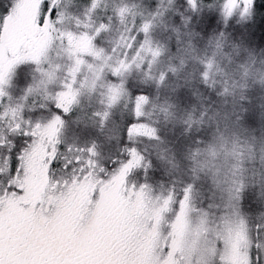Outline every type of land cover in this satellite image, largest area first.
<instances>
[{"label": "rangeland", "instance_id": "rangeland-1", "mask_svg": "<svg viewBox=\"0 0 264 264\" xmlns=\"http://www.w3.org/2000/svg\"><path fill=\"white\" fill-rule=\"evenodd\" d=\"M119 1L51 0V6L57 11L58 18L48 21L45 27L37 30L39 20L35 18H41L44 4L48 0H0V34L5 25H7L6 39L16 38L18 34H14L13 31L16 33L21 29L26 30L24 35L31 32L27 42L19 48L13 44L6 46L0 38V64L6 69L9 61H16L10 73L5 77L7 83L3 84V96L7 99V103L3 108L1 118L8 124L4 126L5 132L8 131L9 126L19 124L18 132L23 135L22 140L33 146L30 150L31 174L24 179V172H22L24 182L18 184V186H23L27 193L23 195L24 200L30 199L32 192H38L46 186L42 178L46 172L47 163L43 159L45 157L47 159L46 144H48L50 132H44L43 122L46 127L49 114H51V120L56 115L63 118V125L58 134L51 133V152L53 146L58 151L54 165L57 194L60 190L57 185L62 180L69 179V175L72 177L67 185H71L70 189H75L71 191L72 194L78 193L82 188H93L94 174L98 171L95 169L96 165L101 169L99 170L100 176L104 168L113 166V171H115L120 164L127 162L130 159L129 148H136L142 155L137 148L136 141L141 142L139 140L141 138L148 140L150 138L136 136L129 139L130 124H146L156 130L157 122L152 115L153 110H151L149 98L143 106L144 115L137 120L134 114L136 98L129 96L118 77L134 64L144 63L145 58L152 52L150 17L142 16L143 21L137 26L135 20L137 14L132 10L136 3ZM9 12L11 18L4 20L5 14ZM145 25L148 26L147 31H145ZM69 33L73 37L72 40L69 39ZM103 33L104 37H101ZM84 37L87 39H83ZM99 37L101 38L100 45L97 44ZM32 57H39V63ZM77 60L81 62L79 66H77ZM209 63L212 64L210 60L205 63V72L209 73L206 80H210L213 74L212 68L208 69ZM42 80L43 84H41ZM29 88L33 91L28 92ZM113 89H122L123 94L110 107L109 98ZM65 92H71L75 98L67 113L56 107L59 94ZM104 113L109 114L107 120L103 119ZM120 115L121 119L118 118ZM118 121H121L123 125L119 127ZM37 123L42 125L39 132L44 133L43 136L40 134L24 135L25 132H37L38 130L35 129ZM1 140L6 141L7 138L3 136ZM230 145L225 150L228 158L230 157L229 165L226 167L229 171L237 170L241 162V159H237L238 150L236 151V148ZM93 146L97 153L95 156L88 151ZM156 154L161 156V149L157 148ZM259 154L262 158L256 164L264 171V154L261 152ZM77 159L79 163L76 162ZM69 161L65 169L64 164ZM89 161H91V166ZM157 161L161 163L160 158ZM106 162L109 163L106 165ZM136 168L134 167V171ZM218 171L219 173L207 178V194L201 199L202 203L208 204L207 208L213 210L202 209L203 212L208 213L209 227L218 222L229 201L219 204L217 211L215 200L229 198V182L230 187L235 185L233 176H226V170L223 167L218 168ZM80 173L88 176L81 181L79 177L73 176V174ZM135 186L137 191L141 190V185L136 184V179ZM136 196L139 198L138 194ZM157 201L154 197L152 215L156 225L154 210L158 207ZM231 210L232 208L227 209L228 212ZM178 211L179 208L171 197V203L160 220V226L162 225L167 230V234L171 231L170 225L175 222ZM200 216L201 213L198 211L191 212L190 219L193 227H196ZM252 218L255 224H263L264 214L259 212ZM10 222L11 218L7 219L6 223ZM247 224L250 233L254 234L248 221ZM261 239L264 240V235Z\"/></svg>", "mask_w": 264, "mask_h": 264}, {"label": "trees", "instance_id": "trees-1", "mask_svg": "<svg viewBox=\"0 0 264 264\" xmlns=\"http://www.w3.org/2000/svg\"><path fill=\"white\" fill-rule=\"evenodd\" d=\"M126 1L136 3L132 10L137 14V26L142 16L150 17L152 24V52L144 63L134 64L118 76L129 96L149 98L157 122L158 139L136 141L145 158L143 166L134 171L136 184L148 185L156 192L153 197H161L162 192L175 202L184 185L192 182L196 186L192 209L202 214V209L213 211L201 202L207 194V178L223 167L235 183L230 187L229 182V189L243 185V200L231 212L241 213L255 232L257 224L252 217L264 214V171L256 164L264 148L252 137L264 133V89L244 90L240 85L243 66L254 53L264 55V0H256L252 15L241 17L235 13L227 21L221 15L222 0H211L212 7L208 6L209 0H197L195 11L186 0L119 2ZM221 32L223 37L219 36ZM100 41L99 37L98 45ZM157 51L158 56L154 55ZM208 60L213 64L210 80L203 76ZM122 125L118 121V126ZM225 127L238 133L239 139H218L217 129ZM229 145L238 150L237 159H241L237 170L226 168L230 157L225 150ZM157 148L161 156L156 154ZM228 200H215L217 211L219 204ZM143 224L137 219V233Z\"/></svg>", "mask_w": 264, "mask_h": 264}, {"label": "flooded vegetation", "instance_id": "flooded-vegetation-1", "mask_svg": "<svg viewBox=\"0 0 264 264\" xmlns=\"http://www.w3.org/2000/svg\"><path fill=\"white\" fill-rule=\"evenodd\" d=\"M6 27L7 25L0 34L1 42L6 46L13 44L19 48L31 35V32L24 35L26 30L21 29L16 33L13 31L14 34H18L16 38L6 39ZM6 103L7 99L0 96V144L5 145L0 148V158L6 156L11 149L12 159L15 161L21 150L29 149L32 145L22 140L23 135H20L16 125L9 126L5 132L4 126L8 124L1 118V113ZM50 120L51 114L48 116V123ZM43 125L45 127V122ZM3 136L7 138L6 141L1 140ZM46 145L47 159L46 157L43 159L45 163L51 158V132ZM95 169L98 171L94 174L93 188H82L78 193L72 194L71 191L75 189H70L71 185H67L72 177L69 175V179L66 178L57 185L60 188L57 194L53 167L50 172L46 168L42 178L46 186L38 192H32L30 199H23V195L27 194L24 192L19 199L6 200L3 209H0V228L5 238L8 233L14 236L15 243L23 252L21 258L37 261L38 264H147L151 244L153 240L159 239L157 235L159 229L152 215L154 209L152 194L156 192L147 188L144 197H140V191L132 187L135 185L133 168L126 178L127 198L123 192H117L101 213L97 203L100 199L97 186L101 169L97 165ZM105 169L113 170L114 167L109 166L103 171ZM4 173L3 179L7 180L6 165ZM73 176L79 177L81 181L88 175L80 173ZM136 194L139 198L135 197ZM161 194V197L155 198L162 202L166 196L162 192ZM0 200H4V197H0ZM20 201L28 207H22ZM9 218L11 222L7 224ZM137 219L144 223L138 233L135 227ZM159 234L163 236L161 244L168 240L167 230L162 225Z\"/></svg>", "mask_w": 264, "mask_h": 264}, {"label": "snow or ice", "instance_id": "snow-or-ice-1", "mask_svg": "<svg viewBox=\"0 0 264 264\" xmlns=\"http://www.w3.org/2000/svg\"><path fill=\"white\" fill-rule=\"evenodd\" d=\"M186 3L195 11L198 8L197 0H186ZM209 7H212V2L209 0ZM256 0H222L221 15L227 21L232 18L234 13H239L241 17L249 16L254 13L256 8ZM93 7L95 4L93 3ZM11 18V14L6 13L4 20ZM58 18V13L51 6V0H48L44 4V10L41 18L38 21V29L46 26L48 21H54ZM148 26L145 25V31ZM220 37L224 36V33H219ZM69 39L73 37L69 33ZM83 39H87L84 37ZM261 41L264 42V36L261 37ZM217 47H221L219 39L217 40ZM160 53L157 51L154 55L158 56ZM39 63V57H32ZM15 60H11L7 63L6 69L0 64V96L4 95L3 84L7 83L6 76L10 73ZM81 62L77 60V66ZM212 64H208V69L211 70ZM48 75V74H44ZM208 72L203 73L204 79H208ZM164 77H161L163 80ZM44 81H41L43 84ZM33 89L29 88L28 92H32ZM122 89H113L110 93L109 106L116 103L122 96ZM74 95L71 92H65L59 94V102L56 104L57 108H61L65 113L69 112V106L74 102ZM136 105L134 108L135 118L141 119L144 115L143 106L147 103L148 97L141 95L136 97ZM97 115H100L97 113ZM108 113H104L103 119L107 120ZM63 125V118L60 115L54 116V118L44 127V132H51L53 135H57L60 127ZM20 125H16V129H19ZM37 132L28 133L24 135H37L43 136L44 133L39 132L42 129V125L37 123L35 125ZM142 136L150 139H158L156 130L146 124H130L128 128V137ZM58 144L59 141L57 140ZM5 147L4 144H0V148ZM14 147V145H12ZM32 146L29 149L21 150L20 155H17L15 161L12 159V152L9 149L6 156L0 158V197H4V200H0V209H3L4 203L8 198L13 200L19 199V196L23 195L25 188L18 187V184L23 183L21 178V172H24V179L31 174L30 160ZM92 156L97 155L95 146L88 150ZM58 151L53 146L51 152V158L47 162V169L49 172L54 167L56 162V156ZM128 155L130 159L120 164V166L113 171L112 169H105L99 176V186L97 191L99 192L100 199L98 203V209L102 213L109 205L114 195L117 192H123L125 198H127V185L126 178L130 174V171L134 167H142L145 160L136 148H129ZM79 163V159L76 161ZM69 162L64 164V168L67 169ZM7 166V180L3 177L4 167ZM91 166V161H89ZM151 162H148V166ZM147 169H145L146 171ZM105 173L110 175L106 176ZM14 181L16 183H14ZM136 189V186H132ZM149 187L148 185L140 186V197H144V189ZM195 184L189 182L184 185L182 194L176 198L175 204L178 206L179 211L177 213L175 222L170 225L171 231L167 234L168 240L163 244L160 240L163 236H160L159 231L157 235L159 239L153 240L151 248L149 249L150 259L147 264H264V240L261 236L264 235V224H257L255 226L254 234L250 233L247 221L242 217L241 213L237 211L228 212V208L235 209L243 200V185H239L236 188L229 190V201L225 205V212L221 215L214 225L209 227L208 213L202 212L201 216L197 220L196 227H193L190 219L192 209V202L195 193ZM15 193V195H13ZM172 195L175 196V189H172ZM22 207H28L24 205L23 201H20ZM158 207L154 210L156 213L157 229L160 226V220L163 217L164 211L171 203V197L163 199V201L156 202ZM11 227V226H9ZM167 250V251H165ZM23 252L18 248L15 243V238L11 233L5 234L0 228V264H38L37 261L21 258Z\"/></svg>", "mask_w": 264, "mask_h": 264}, {"label": "clouds", "instance_id": "clouds-1", "mask_svg": "<svg viewBox=\"0 0 264 264\" xmlns=\"http://www.w3.org/2000/svg\"><path fill=\"white\" fill-rule=\"evenodd\" d=\"M242 80L243 83L240 87L244 90L255 87L264 89V55L259 53L253 54V59L243 66ZM225 91H227V89H225ZM217 138L239 139V136L238 133L233 131L231 128L225 127L217 129ZM252 139L255 143H258L260 147L264 148V133H262L259 137L253 135ZM244 142L245 144L248 143L247 137L244 138ZM253 146H255V144Z\"/></svg>", "mask_w": 264, "mask_h": 264}]
</instances>
